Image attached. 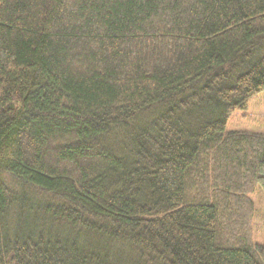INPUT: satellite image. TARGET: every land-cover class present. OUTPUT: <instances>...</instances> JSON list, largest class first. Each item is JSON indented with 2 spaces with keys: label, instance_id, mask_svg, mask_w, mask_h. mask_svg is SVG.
<instances>
[{
  "label": "trees",
  "instance_id": "obj_1",
  "mask_svg": "<svg viewBox=\"0 0 264 264\" xmlns=\"http://www.w3.org/2000/svg\"><path fill=\"white\" fill-rule=\"evenodd\" d=\"M262 90L264 0H0V264H264Z\"/></svg>",
  "mask_w": 264,
  "mask_h": 264
},
{
  "label": "rangeland",
  "instance_id": "obj_2",
  "mask_svg": "<svg viewBox=\"0 0 264 264\" xmlns=\"http://www.w3.org/2000/svg\"><path fill=\"white\" fill-rule=\"evenodd\" d=\"M225 130L264 134V90L249 97L245 109L236 110L231 114ZM10 183L13 184L12 181ZM249 196L254 205L252 240L255 243H264V193L257 188Z\"/></svg>",
  "mask_w": 264,
  "mask_h": 264
}]
</instances>
